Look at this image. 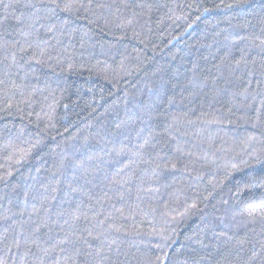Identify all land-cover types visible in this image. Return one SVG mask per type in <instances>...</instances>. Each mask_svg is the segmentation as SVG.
Instances as JSON below:
<instances>
[{
    "label": "trees",
    "instance_id": "16d2710c",
    "mask_svg": "<svg viewBox=\"0 0 264 264\" xmlns=\"http://www.w3.org/2000/svg\"><path fill=\"white\" fill-rule=\"evenodd\" d=\"M56 3L0 0V264H264V0Z\"/></svg>",
    "mask_w": 264,
    "mask_h": 264
},
{
    "label": "snow or ice",
    "instance_id": "6c2138e0",
    "mask_svg": "<svg viewBox=\"0 0 264 264\" xmlns=\"http://www.w3.org/2000/svg\"><path fill=\"white\" fill-rule=\"evenodd\" d=\"M51 2L53 4H55L56 7H60V5L58 3H56V0H51ZM63 7H64V10L65 11H69V10H71L74 7V4H72V3H65Z\"/></svg>",
    "mask_w": 264,
    "mask_h": 264
}]
</instances>
